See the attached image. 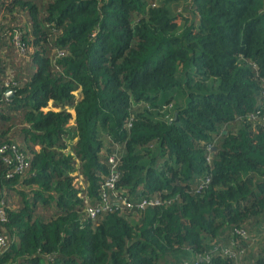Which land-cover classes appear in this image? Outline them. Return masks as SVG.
<instances>
[{
	"label": "trees",
	"instance_id": "obj_1",
	"mask_svg": "<svg viewBox=\"0 0 264 264\" xmlns=\"http://www.w3.org/2000/svg\"><path fill=\"white\" fill-rule=\"evenodd\" d=\"M2 145L0 264H264V0H0Z\"/></svg>",
	"mask_w": 264,
	"mask_h": 264
},
{
	"label": "built area",
	"instance_id": "obj_2",
	"mask_svg": "<svg viewBox=\"0 0 264 264\" xmlns=\"http://www.w3.org/2000/svg\"><path fill=\"white\" fill-rule=\"evenodd\" d=\"M10 150L13 155H5L3 156V162L7 165H10L13 172H20L22 171L26 166L27 163L23 159L22 155L20 153H15V148L13 145L7 146L2 145L0 146V153H3L5 150ZM107 163L109 165V174L105 178V180L102 183L101 186V194L99 204L95 207H92L90 205H87L85 208L86 215L90 218H95L97 214H99V211L108 210L112 205H120L122 208L126 210L131 209H142L146 205L150 204H157L158 202L156 200H146L142 199L138 201L137 203H133L131 201H128L124 196L117 194L114 190V182L117 179V172L115 170V166L117 163L116 157L114 153H111L107 157ZM1 205V203H0ZM2 210L0 208V220H2ZM242 236H245L243 232ZM4 245L3 237L0 235V247ZM226 256H232L229 250L224 251Z\"/></svg>",
	"mask_w": 264,
	"mask_h": 264
},
{
	"label": "rangeland",
	"instance_id": "obj_3",
	"mask_svg": "<svg viewBox=\"0 0 264 264\" xmlns=\"http://www.w3.org/2000/svg\"><path fill=\"white\" fill-rule=\"evenodd\" d=\"M181 7H182L181 1H177V2L172 3L170 5V10L175 11L176 8H178L180 10Z\"/></svg>",
	"mask_w": 264,
	"mask_h": 264
},
{
	"label": "water",
	"instance_id": "obj_4",
	"mask_svg": "<svg viewBox=\"0 0 264 264\" xmlns=\"http://www.w3.org/2000/svg\"><path fill=\"white\" fill-rule=\"evenodd\" d=\"M6 96L10 95V90L5 91Z\"/></svg>",
	"mask_w": 264,
	"mask_h": 264
}]
</instances>
